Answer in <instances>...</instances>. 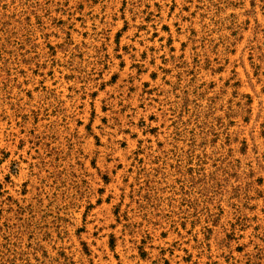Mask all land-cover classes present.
<instances>
[{
	"label": "rangeland",
	"instance_id": "obj_1",
	"mask_svg": "<svg viewBox=\"0 0 264 264\" xmlns=\"http://www.w3.org/2000/svg\"><path fill=\"white\" fill-rule=\"evenodd\" d=\"M0 264H264V0H0Z\"/></svg>",
	"mask_w": 264,
	"mask_h": 264
}]
</instances>
